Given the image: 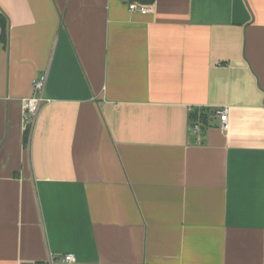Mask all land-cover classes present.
I'll use <instances>...</instances> for the list:
<instances>
[{"label": "crops", "instance_id": "0c3cea01", "mask_svg": "<svg viewBox=\"0 0 264 264\" xmlns=\"http://www.w3.org/2000/svg\"><path fill=\"white\" fill-rule=\"evenodd\" d=\"M129 3L0 0V264H264V0Z\"/></svg>", "mask_w": 264, "mask_h": 264}, {"label": "built area", "instance_id": "2783aa9c", "mask_svg": "<svg viewBox=\"0 0 264 264\" xmlns=\"http://www.w3.org/2000/svg\"><path fill=\"white\" fill-rule=\"evenodd\" d=\"M129 7L131 10H136L142 14L149 13L152 10V7L150 5L141 4L139 2L133 1L129 3ZM45 83V77L40 76L36 78L32 83V89L34 92L38 93V96L24 99L22 101V123L24 130H28L29 127L32 125L39 109L41 106L42 98H41V92L43 90ZM227 113L228 108L223 107L219 112V121H220V128L224 131L228 129V122H227ZM193 129L197 130L198 126L194 125ZM61 260L63 261H72L73 255L72 254H66L61 257Z\"/></svg>", "mask_w": 264, "mask_h": 264}, {"label": "trees", "instance_id": "16d2710c", "mask_svg": "<svg viewBox=\"0 0 264 264\" xmlns=\"http://www.w3.org/2000/svg\"><path fill=\"white\" fill-rule=\"evenodd\" d=\"M125 1H127V2H133V1H136V2H139V3H141V4L149 5V4L153 3L154 0H125ZM1 25H2V24H1ZM1 25H0V27H2ZM0 39H4V28L1 29V32H0ZM202 119H204V118H202ZM202 119H201V120H202ZM203 122H205V119L203 120ZM25 132H26V135H25L24 141L27 140V132H28V130H26Z\"/></svg>", "mask_w": 264, "mask_h": 264}]
</instances>
